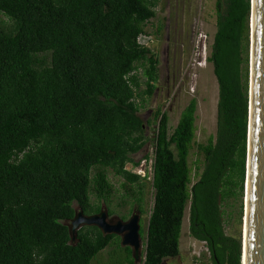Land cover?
<instances>
[{
    "label": "trees",
    "instance_id": "obj_1",
    "mask_svg": "<svg viewBox=\"0 0 264 264\" xmlns=\"http://www.w3.org/2000/svg\"><path fill=\"white\" fill-rule=\"evenodd\" d=\"M159 1L0 0L14 22L0 25V264H92L114 235L84 226L73 242L65 222L74 203L86 215L101 202L115 214L109 170L144 214L145 176L126 166H139L133 155L148 141L139 113L160 61L138 39ZM215 11L216 134L198 145L204 159L192 167L197 100L172 132L168 113L155 110L154 200L139 264L180 255L188 204L189 233L210 255L204 264H241L242 240L227 235L225 213L238 203L242 218L244 208L251 0H216Z\"/></svg>",
    "mask_w": 264,
    "mask_h": 264
},
{
    "label": "rangeland",
    "instance_id": "obj_2",
    "mask_svg": "<svg viewBox=\"0 0 264 264\" xmlns=\"http://www.w3.org/2000/svg\"><path fill=\"white\" fill-rule=\"evenodd\" d=\"M216 0H160L156 8V17L146 26L149 39L148 46L159 57V80L152 97L148 98L140 111L144 120L148 141L141 152L133 155L139 166L132 164L127 169L145 176L143 179L145 190L144 214H140L141 228L146 232L150 209L153 206L154 190L152 187L154 142L153 135L156 122L153 114L157 108L166 111L169 116L170 132L176 127L182 111L192 99L197 100L195 143L189 157L191 166L204 157L199 151V144H206L211 136H215L217 129L218 81L214 73L210 58L212 44L216 33ZM0 25L7 30L14 27V22L0 11ZM157 30H160L157 32ZM142 80V69L138 70ZM144 88V85H143ZM146 156L148 157L146 159ZM108 178L113 185L114 194L111 196L110 208L115 211L113 219L118 220L126 214L131 201L122 187L123 180L108 171ZM195 181V177H194ZM92 201L96 202L92 195ZM101 206L107 207L101 202ZM79 211V206L74 203ZM108 208V207H107ZM137 213V212H136ZM243 215V213H242ZM69 224L70 222H65ZM190 204L185 210L183 218L180 255L165 260V264H204L209 262L210 255L204 242L193 238L189 233ZM243 216H240V206L226 207L225 230L227 235L242 237ZM76 239L73 241L75 242ZM110 248L99 253L92 264H102ZM144 258V239L139 263Z\"/></svg>",
    "mask_w": 264,
    "mask_h": 264
},
{
    "label": "water",
    "instance_id": "obj_3",
    "mask_svg": "<svg viewBox=\"0 0 264 264\" xmlns=\"http://www.w3.org/2000/svg\"><path fill=\"white\" fill-rule=\"evenodd\" d=\"M68 224L71 240L84 226H96L104 234L123 236V244L141 257L140 215L127 222L109 219L107 209L86 215L77 211ZM241 264H264V0H251L249 50V121L244 190ZM145 260V256L143 258ZM162 264H165V260Z\"/></svg>",
    "mask_w": 264,
    "mask_h": 264
},
{
    "label": "flooded vegetation",
    "instance_id": "obj_4",
    "mask_svg": "<svg viewBox=\"0 0 264 264\" xmlns=\"http://www.w3.org/2000/svg\"><path fill=\"white\" fill-rule=\"evenodd\" d=\"M132 202L133 200H131L129 203L124 202L122 204V206L128 205L129 207H128L127 213L121 215L118 220H121L122 222H127L134 213L137 212L136 214L140 215L139 207L137 203H134V202L132 203ZM114 215L115 214L109 213V219L116 222L117 220L113 219ZM140 223H141V220H140ZM103 235H108V234L103 233ZM112 235L114 236L111 238L110 245L106 247V248H110V251L107 253V258L102 264H130L131 262H133L134 264H139L140 258L138 260L135 259L133 249L130 246L123 244V236L119 234H115V233H112Z\"/></svg>",
    "mask_w": 264,
    "mask_h": 264
},
{
    "label": "built area",
    "instance_id": "obj_5",
    "mask_svg": "<svg viewBox=\"0 0 264 264\" xmlns=\"http://www.w3.org/2000/svg\"><path fill=\"white\" fill-rule=\"evenodd\" d=\"M145 39H149V36H147L146 34H142V35L139 37L138 40H139V42H140L141 44H143V45L149 47V46H148V41H149V40L145 41Z\"/></svg>",
    "mask_w": 264,
    "mask_h": 264
},
{
    "label": "bare ground",
    "instance_id": "obj_6",
    "mask_svg": "<svg viewBox=\"0 0 264 264\" xmlns=\"http://www.w3.org/2000/svg\"><path fill=\"white\" fill-rule=\"evenodd\" d=\"M243 264H244V261H243Z\"/></svg>",
    "mask_w": 264,
    "mask_h": 264
}]
</instances>
